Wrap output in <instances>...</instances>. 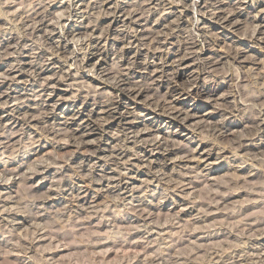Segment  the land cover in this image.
I'll use <instances>...</instances> for the list:
<instances>
[{
    "label": "rangeland",
    "instance_id": "obj_1",
    "mask_svg": "<svg viewBox=\"0 0 264 264\" xmlns=\"http://www.w3.org/2000/svg\"><path fill=\"white\" fill-rule=\"evenodd\" d=\"M193 2L0 0V222L27 264H264V125L213 103L233 49L264 64V0ZM197 58L216 83L185 92Z\"/></svg>",
    "mask_w": 264,
    "mask_h": 264
},
{
    "label": "clouds",
    "instance_id": "obj_2",
    "mask_svg": "<svg viewBox=\"0 0 264 264\" xmlns=\"http://www.w3.org/2000/svg\"><path fill=\"white\" fill-rule=\"evenodd\" d=\"M197 3L198 0H194L193 4L189 7L195 11ZM248 3L249 0H240L241 6L247 5ZM215 6L216 0H207L206 7H208V15L210 18L216 15V13L212 11V7ZM236 10H240L239 7ZM259 15L260 13H257V16ZM255 19L256 17L252 18V27L248 31V39H252L254 33L261 27H264L262 25H257ZM256 39L264 41V34ZM194 43L195 42H193L191 46H194ZM216 51H219L218 46L216 47ZM241 56H243V59H241ZM230 59L232 66L238 65L242 69L239 73H237L235 67L230 69L233 77L239 75L241 81H234L235 86L231 88V91L227 93L225 97L213 101L214 105L219 106L221 109V123L223 120L229 119L231 116H236L241 119L248 117L253 120L254 126L259 129L260 125H264V64H261V61L256 60L247 53H236L235 49H233ZM248 60H251L252 62L253 72L245 75L244 61ZM195 63L197 64V70L193 74L192 79L187 84L181 85L185 92L196 87L197 82L201 77H204L207 83H216L214 77L219 69L215 67L211 61H200L199 58H197ZM225 67L229 66L225 65ZM242 81H246V83ZM215 110L216 108L214 107L213 111ZM180 118L182 119L183 117L181 116ZM208 131L209 133L219 135L214 128L208 129ZM232 140L234 144L238 147L240 146L238 137L232 138ZM126 142H131L134 146L144 143L143 141L136 139L135 134L126 136ZM119 147L125 148V144L122 143ZM128 150L129 149L125 148V151ZM164 151L166 153L167 149ZM123 174L124 173H122V175ZM170 191L171 189L163 193V197H166ZM11 223L12 222L9 221V224ZM29 250L34 252L31 244H25L22 238L18 237L13 228L5 226L0 222V255L6 254L8 257H26V259L23 260H12L10 264H27L28 260L33 259V256L28 254ZM4 264H8V262L5 261Z\"/></svg>",
    "mask_w": 264,
    "mask_h": 264
},
{
    "label": "bare ground",
    "instance_id": "obj_3",
    "mask_svg": "<svg viewBox=\"0 0 264 264\" xmlns=\"http://www.w3.org/2000/svg\"><path fill=\"white\" fill-rule=\"evenodd\" d=\"M178 1V0H177ZM45 9V8H44ZM231 11V10H230ZM115 13V12H114ZM232 13V12H231ZM203 14V13H202ZM229 17V16H228ZM216 19H218L219 17L218 16H216L215 17ZM227 18V17H226ZM220 19V18H219ZM225 19V18H224ZM223 19V20H224ZM228 20V19H227ZM220 22V21H219ZM222 23V22H221ZM229 25V24H228ZM263 26V25H262ZM156 37H158V36H156ZM188 37V36H187ZM95 39V38H94ZM155 40H158V39H155ZM154 40V41H155ZM186 42V41H185ZM190 42V41H189ZM154 43V42H153ZM82 52V51H81ZM80 52V53H81ZM237 52V51H236ZM79 55V54H78ZM76 56V55H75ZM129 59V58H128ZM78 62V61H77ZM123 69V68H122ZM127 70V69H126ZM116 76V75H115ZM115 76H114V78H115ZM175 78V77H174ZM116 79H118V81L117 80H114V81H117V82H114L115 83V85H113L112 84V82H111V84L113 85V89H118V90H121L122 92H123V94L125 95V96H127L129 93H128V90H126L127 89V87H123L124 89H122L121 88V86H125V83L127 82H125L124 80H127V79H121V78H119V77H116ZM129 84V83H128ZM174 86V85H173ZM142 88V87H141ZM141 88L140 89H138V91H140L141 90ZM182 89V88H181ZM131 90H132V88H131ZM184 90V89H183ZM143 92V91H142ZM199 94V93H198ZM128 97V96H127ZM166 101V100H165ZM163 104V103H162ZM106 105V108H109L110 109V111H109V113H113V112H117V110H119V106L117 105V103L115 104L114 102H112V101H109L108 100V102L105 104ZM156 105V104H155ZM154 106V105H153ZM169 108V107H168ZM179 109H181V108H179ZM108 110V109H107ZM174 113V112H173ZM160 114V113H159ZM165 115V114H164ZM73 116V115H72ZM109 116H110V114H109ZM163 116V115H162ZM181 116H183V112L181 111V110H177L176 111V113L175 114H173V119H175V121H182L183 122V120L184 119H181L180 117ZM186 117H188V116H186ZM110 118V117H109ZM124 118V117H123ZM169 118V117H168ZM193 118V117H192ZM111 119H112V117H111ZM249 120V119H248ZM113 121V120H112ZM128 123V122H127ZM94 124V123H93ZM185 125V124H184ZM220 126V125H219ZM218 126V127H219ZM86 128V127H85ZM217 129V128H216ZM218 130L219 131H221V133L223 134L224 132H225V130L226 129H224V128H218ZM121 131V130H120ZM125 133H127V132H125ZM80 133L78 132V133H75V135H71V138H72V140L74 141L75 139L77 140V138H81V137H83V136H81V134L79 135ZM136 138V137H135ZM82 141V140H81ZM141 141V140H140ZM77 143H79V142H77ZM81 144V143H80ZM84 144V143H83ZM144 144V143H143ZM75 147H76V144H75ZM78 147V146H77ZM76 147V148H77ZM114 151V150H113ZM173 151V150H172ZM187 155H188V153H187ZM126 157V156H125ZM181 157V156H180ZM180 159V158H179ZM183 159H187V157H183ZM181 161V160H180ZM188 161V160H187ZM39 163H41V162H39ZM43 163V162H42ZM42 165V164H41ZM33 172V171H32ZM36 172V171H35ZM35 172H33V173H35ZM232 180V179H231ZM236 181V180H235ZM234 181V183H236ZM230 182V181H229ZM231 183V182H230ZM181 184V183H180ZM227 185H229V184H227ZM178 186V185H177ZM119 187V186H118ZM227 188H228V186H227ZM119 189V188H118ZM174 189V188H173ZM234 189V188H233ZM232 190V189H231ZM264 190V189H263ZM58 192V191H57ZM229 192V191H228ZM241 192H243V191H241ZM230 193H232V192H230ZM253 194V193H252ZM225 196V195H224ZM230 196H231V194H230ZM231 215V214H230ZM262 215H263V213H262ZM257 218V217H256ZM260 218V217H259ZM250 219V218H249ZM248 223V222H247ZM256 223V222H255ZM264 223V220H262V218H261V221H258L257 222V225H262ZM243 224V223H242ZM250 224V223H249ZM249 224H247V225H249ZM252 225V224H251ZM239 226V225H238ZM251 227V226H250ZM244 228V227H243ZM247 229V228H246ZM256 229H257V227H256ZM249 231H250V229H249ZM261 231V230H260ZM257 232V231H256ZM259 232V231H258ZM257 232V233H258ZM261 238V237H260ZM154 257V256H153ZM179 258V257H178ZM177 260V259H176ZM261 260V259H260ZM262 261V260H261ZM150 263H152V262H150ZM156 263V262H155ZM159 263V262H158ZM127 264V263H126ZM154 264V263H153ZM160 264V263H159Z\"/></svg>",
    "mask_w": 264,
    "mask_h": 264
}]
</instances>
